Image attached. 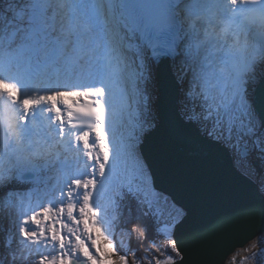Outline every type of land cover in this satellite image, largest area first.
I'll use <instances>...</instances> for the list:
<instances>
[{
    "label": "snow or ice",
    "instance_id": "obj_1",
    "mask_svg": "<svg viewBox=\"0 0 264 264\" xmlns=\"http://www.w3.org/2000/svg\"><path fill=\"white\" fill-rule=\"evenodd\" d=\"M184 40L189 55L202 57L204 85L202 93H189L204 101L203 112L189 119L210 122L208 134L241 162L253 150L264 158V123L249 98V84L264 80V0H28L11 18L0 17V188L13 180L39 183L44 170L59 173L55 185L10 191L0 201L21 216L12 264L33 252V264H130V246L121 240L117 249V217L101 196L129 158L133 179L147 185L139 136L117 133L133 103L138 119L147 108L145 49L158 60L177 53ZM136 127L142 133L151 123L139 119ZM139 202L158 235L170 238L175 206L147 191ZM15 242L9 235L4 246ZM46 248L54 252L43 254ZM171 248L180 256L175 239ZM0 264H8L7 256ZM133 264H140L134 254ZM155 264L176 260L168 255Z\"/></svg>",
    "mask_w": 264,
    "mask_h": 264
},
{
    "label": "water",
    "instance_id": "obj_2",
    "mask_svg": "<svg viewBox=\"0 0 264 264\" xmlns=\"http://www.w3.org/2000/svg\"><path fill=\"white\" fill-rule=\"evenodd\" d=\"M253 101L264 118V80ZM175 119L164 115L142 152L157 187L187 210L174 236L182 254L176 264H225L236 249L264 233V196L233 170L226 153L198 152L197 131Z\"/></svg>",
    "mask_w": 264,
    "mask_h": 264
},
{
    "label": "trees",
    "instance_id": "obj_3",
    "mask_svg": "<svg viewBox=\"0 0 264 264\" xmlns=\"http://www.w3.org/2000/svg\"><path fill=\"white\" fill-rule=\"evenodd\" d=\"M148 195H150V194L148 193ZM257 247H258V245L255 246V248H253V249H248V250H245L244 252L240 253V257L234 258V260L231 261V264H246L247 260L251 257V255H256V248ZM163 252L165 254L167 252V250H166L164 245H163ZM258 256H259V253H258V255L256 257H258ZM149 257H150V259L154 258L151 255H149Z\"/></svg>",
    "mask_w": 264,
    "mask_h": 264
},
{
    "label": "bare ground",
    "instance_id": "obj_4",
    "mask_svg": "<svg viewBox=\"0 0 264 264\" xmlns=\"http://www.w3.org/2000/svg\"><path fill=\"white\" fill-rule=\"evenodd\" d=\"M262 68V66H260ZM171 85V84H170ZM252 85L253 87L256 85V84H250ZM167 93L169 94V96H171L170 98H168L166 101H165V104L168 108H171L173 105H175V103L177 104L176 100L173 99V95L171 93H169L167 91ZM186 168H189V165H186L185 166ZM213 178L214 179H218V177L216 175H213ZM1 212V211H0ZM0 218H1V214H0Z\"/></svg>",
    "mask_w": 264,
    "mask_h": 264
},
{
    "label": "rangeland",
    "instance_id": "obj_5",
    "mask_svg": "<svg viewBox=\"0 0 264 264\" xmlns=\"http://www.w3.org/2000/svg\"><path fill=\"white\" fill-rule=\"evenodd\" d=\"M135 130H136V125H134L132 123L129 124V126L126 129L124 137L129 139L130 134L133 133V131H135ZM54 215H55V213H54Z\"/></svg>",
    "mask_w": 264,
    "mask_h": 264
}]
</instances>
